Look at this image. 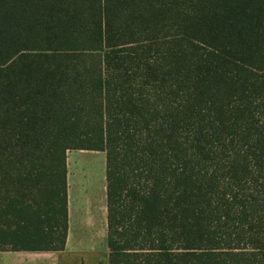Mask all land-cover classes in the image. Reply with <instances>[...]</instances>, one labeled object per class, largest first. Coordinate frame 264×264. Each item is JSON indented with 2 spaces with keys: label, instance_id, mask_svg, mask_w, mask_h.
Here are the masks:
<instances>
[{
  "label": "trees",
  "instance_id": "trees-1",
  "mask_svg": "<svg viewBox=\"0 0 264 264\" xmlns=\"http://www.w3.org/2000/svg\"><path fill=\"white\" fill-rule=\"evenodd\" d=\"M70 150L109 264H264V0H0L1 252L64 249Z\"/></svg>",
  "mask_w": 264,
  "mask_h": 264
},
{
  "label": "crops",
  "instance_id": "crops-1",
  "mask_svg": "<svg viewBox=\"0 0 264 264\" xmlns=\"http://www.w3.org/2000/svg\"><path fill=\"white\" fill-rule=\"evenodd\" d=\"M67 237L61 251H0V264H109L106 155L70 150Z\"/></svg>",
  "mask_w": 264,
  "mask_h": 264
}]
</instances>
